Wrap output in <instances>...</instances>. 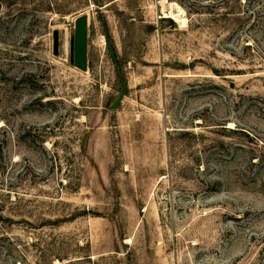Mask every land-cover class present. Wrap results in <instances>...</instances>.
Masks as SVG:
<instances>
[{"label":"rangeland","instance_id":"1","mask_svg":"<svg viewBox=\"0 0 264 264\" xmlns=\"http://www.w3.org/2000/svg\"><path fill=\"white\" fill-rule=\"evenodd\" d=\"M167 1L0 0V264H264V0Z\"/></svg>","mask_w":264,"mask_h":264},{"label":"water","instance_id":"2","mask_svg":"<svg viewBox=\"0 0 264 264\" xmlns=\"http://www.w3.org/2000/svg\"><path fill=\"white\" fill-rule=\"evenodd\" d=\"M54 53L59 54V33L56 32L54 36ZM72 51L75 52L76 66L85 71L87 69V28L86 19H80L77 23V32L75 41L72 42Z\"/></svg>","mask_w":264,"mask_h":264},{"label":"bare ground","instance_id":"3","mask_svg":"<svg viewBox=\"0 0 264 264\" xmlns=\"http://www.w3.org/2000/svg\"><path fill=\"white\" fill-rule=\"evenodd\" d=\"M163 5L168 4L169 13H167V17L173 19L176 23H178L181 27H187L189 24L186 12L180 5L175 2H169L167 0H162ZM232 127V124L231 126Z\"/></svg>","mask_w":264,"mask_h":264}]
</instances>
